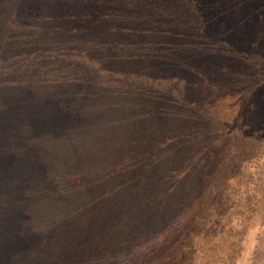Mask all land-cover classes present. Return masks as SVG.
<instances>
[{
	"label": "rangeland",
	"instance_id": "374dc122",
	"mask_svg": "<svg viewBox=\"0 0 264 264\" xmlns=\"http://www.w3.org/2000/svg\"><path fill=\"white\" fill-rule=\"evenodd\" d=\"M153 1L0 0V264H55L79 239L85 250L83 224L114 214L131 191L164 210L116 264L158 250L175 264H264L263 105L236 120L246 106L231 95L253 89L232 92L225 57L224 91L201 113L186 109L208 124L191 131L161 115L164 99L178 108L187 89L161 79V61L185 60L165 32L191 22L192 9ZM155 168L176 184L170 194L155 186L158 199L148 192Z\"/></svg>",
	"mask_w": 264,
	"mask_h": 264
},
{
	"label": "trees",
	"instance_id": "16d2710c",
	"mask_svg": "<svg viewBox=\"0 0 264 264\" xmlns=\"http://www.w3.org/2000/svg\"><path fill=\"white\" fill-rule=\"evenodd\" d=\"M183 1H185L183 4L189 2L187 7L192 9L190 13L185 12V18L192 16L191 22H184V25L178 30L164 32L169 34L168 37L172 40L180 43L176 49L177 54L183 56L185 60L188 59V62L174 60V56L171 57L173 59L171 62L163 58L167 62L161 61L162 71H164L161 79L173 80L176 84H185L187 86L186 96L180 97L178 108L170 106L172 102L170 99H164L165 108H160L157 111L164 116L167 114V117L172 119L183 118L187 121L185 124L188 127H193L191 131L199 125V123L196 124L197 122L208 124L209 117L197 115L196 112L186 109H193L201 113L214 94L224 91L225 80H227L224 58L227 57L230 58L231 64H235V76L232 74L229 78L232 81V92L242 89V83L243 85L249 83V87L253 89L249 90L250 92H244L245 89H242L231 95V99L236 100L235 104L242 102L240 106H246L243 107V112L239 111L236 120L240 121L249 117L251 112L254 113L260 105L264 106V77L256 80L264 75V0H166L165 6L173 5L172 8H174L175 4L182 5ZM153 2L156 6L157 3L161 5V0ZM161 31L158 32L164 36ZM225 34L227 37L229 36L228 43L231 45L230 51L226 53L229 56L222 55L223 49L226 47V45L222 46V38ZM169 69L173 71L171 75L168 74ZM259 90L262 93L257 95ZM245 97L246 99H244ZM263 106L262 110L264 111ZM187 138L189 141L181 143V147L188 149L194 138L191 134ZM169 139V143L176 141L174 137ZM168 141L165 140V145L168 144ZM156 170L155 168L149 172L154 185L149 187L148 192L152 195L155 194V199H158L159 189H156L155 186L165 187V192L170 194L175 190L176 184L171 183L165 174L157 176ZM157 179L160 182H157ZM115 192L116 197L125 195L121 186ZM131 192L135 198H131L126 204L123 201H118L114 214L113 209L102 210L100 220H93L90 225L83 224L87 229L85 239L89 237L84 246L85 250H81L84 239H79V242L74 240L72 243L77 249H64L66 252L56 258L55 264H63L64 261H67V264H116L119 259L126 258L131 250L139 247L136 244L139 235L149 233L147 228H152L158 223V217L164 209L162 210V205L156 203L155 200L148 203L143 202L146 198L144 193L142 194L143 198H140L137 193ZM127 205H129L128 209ZM126 211L130 214L129 219L128 217L122 218ZM108 229L115 237L111 246L106 241L109 235ZM126 230L129 231V237L121 242V235ZM162 244L164 243H158V245ZM125 245L133 247L127 251ZM140 259L137 264H175L176 260V258L166 259L159 250L154 252L148 261L142 260L140 263ZM127 264H133L131 259L127 261Z\"/></svg>",
	"mask_w": 264,
	"mask_h": 264
}]
</instances>
